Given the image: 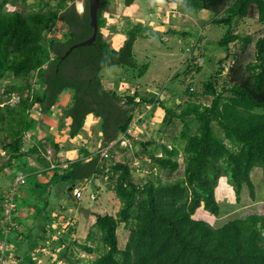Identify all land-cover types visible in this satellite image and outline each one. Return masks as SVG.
<instances>
[{"label":"trees","instance_id":"trees-1","mask_svg":"<svg viewBox=\"0 0 264 264\" xmlns=\"http://www.w3.org/2000/svg\"><path fill=\"white\" fill-rule=\"evenodd\" d=\"M110 1H100L96 39L91 44L77 45L93 32L88 0H85L82 12L77 10L76 0H0V85L3 84L0 149L8 156L0 165V189L6 185L4 169L13 168L16 160L28 179L34 176V181L25 178L24 183L30 182L33 191L47 190V185H60L73 200H77L72 193L78 184L98 176L108 178L109 189L120 201L118 211L115 215L96 213V221L84 244L71 239L69 234L75 228L70 225L66 239L59 237L53 246L57 259L65 263L74 264V253L69 250L73 243L88 254L99 252L89 264H264V212H250L218 227L194 218L201 206L209 213L220 214L216 198L220 177H227L236 201L240 202L244 185H247L250 197H256L252 170L261 167L264 176V30L255 42L250 34L234 30L239 20L249 17L264 25V0H164L183 10L208 11L214 16L211 17L212 23L226 27L224 36L217 42L226 54L218 59L219 68L203 84L202 94L211 97L209 103L195 99L197 93L192 90L193 81L183 90L178 86L162 85L158 93L137 82L146 74L149 64L136 63L134 44L140 35H147L139 32L138 24H130L127 27L130 37L119 49L112 48L105 33L106 29L117 30L107 26L105 11ZM134 3L136 0H124L123 5L130 7ZM9 4L15 9L7 11ZM60 23L63 32L55 35V31L60 30ZM168 31L176 33L173 29ZM179 33L188 35L189 32ZM201 41L200 37L198 43ZM233 43H238L237 51H231ZM252 43L253 52L250 50ZM198 47L185 50L191 54L193 62V65L189 64L190 72L194 68L199 72L204 66L193 53ZM205 60L211 61L212 58L206 57ZM225 63L228 67L226 74ZM111 66L134 70L133 92L130 87H126L123 93L119 92L120 88H112L124 81L123 78H113L112 89L106 87L102 71ZM180 75L181 72H177L174 79ZM5 78L9 79L8 82H4ZM183 81H179L182 86ZM66 89L74 91L73 102L63 108L60 127H68L69 138L73 139L89 119L96 117L97 123L103 119L101 149L121 135L132 136L128 131L137 108L139 113L147 105L159 108L163 111L162 120L169 123L179 118L183 123L180 141L161 145L160 154L150 148L154 142L137 141L140 144L135 154L137 161L157 166L158 170L169 172V177L151 173L147 180H137L134 175L137 169L129 160H113L114 151L111 150L108 157L112 162L106 163L101 152L89 151L86 147L81 148L78 159L67 158L66 168H61L58 166L61 163L58 156L60 142H55L50 135L47 139L52 142L56 153L53 161L42 157L46 143L39 140V143L27 147L25 142L31 129L42 122L43 116L53 113ZM168 92L173 96L165 104ZM183 94L190 98L182 103L177 101L175 105V97L183 98ZM14 97H17L15 101ZM38 107L40 109H36ZM34 109L40 117L35 118ZM66 118L69 120L65 121ZM32 155H37L36 160L44 168L40 173L50 174L44 185L36 181L37 177L40 178V166L29 162ZM179 156L183 157V167ZM53 163L56 167L51 168ZM15 177L16 174L12 173L11 178L14 180ZM3 191H0V240L6 239V243L14 245V250L7 249L6 255L14 252L20 258L16 264H39L34 250L46 246L47 233L58 216L51 213L43 218L41 215L51 203L52 192L50 190L44 198V208L33 215L37 221L41 217L49 223L39 225V235L33 237L29 234L34 232L35 222L30 228L14 215L21 206L23 209L30 206L19 194L13 201L20 206L16 204L18 209L12 211V217L18 225L25 226V231L13 226L7 232L8 224L3 226L8 200ZM29 209L30 215L32 211L36 213L35 208ZM121 224L130 229L124 248L119 246L118 239ZM89 240L98 245H90Z\"/></svg>","mask_w":264,"mask_h":264},{"label":"rangeland","instance_id":"rangeland-1","mask_svg":"<svg viewBox=\"0 0 264 264\" xmlns=\"http://www.w3.org/2000/svg\"><path fill=\"white\" fill-rule=\"evenodd\" d=\"M124 0H111L109 6L107 7V11H105V16L107 18V26L108 27H116V32L106 29L105 33L107 34L108 41L111 42L112 48L119 49L122 42L130 37L127 27L131 25L138 24L140 27L138 30L142 35H147V37H138L134 44V58L138 65L140 64H149V68L146 74L137 82H139L143 87L148 86V89L152 91L159 92V88L162 85L164 87H175L178 86L179 88L185 89L187 84L193 81L192 90L197 93L195 99L197 101H202L205 103H209L211 97L204 96L202 94L203 91V84L206 82L210 76L213 74L214 70L216 71L219 66L217 64L218 59L225 56L226 52L224 48L218 47V40L221 39L225 32V26H218L212 23L211 17L213 16L212 13L208 11H196L193 9L183 10L180 8L179 5L168 3L164 0H137L139 3H134L130 7H124L123 5ZM75 6L77 10H84L85 7V0H76ZM7 11H12L15 9V6H11L10 4L6 6ZM214 17V16H213ZM62 23L59 24L60 30L55 31V35H61ZM175 30L176 33H171L168 30ZM167 30V31H166ZM234 30L239 33L243 34H250L253 36L254 41L262 34L264 30V25L257 21L256 18H245L239 20L235 26ZM180 31L189 32L188 35H183L179 33ZM63 32V31H62ZM164 33V34H163ZM202 38V41L198 43V40ZM197 45L198 49H194L193 53L196 54L197 61L203 64V69L199 72L194 68L192 72H190V65H193V62L190 60V53H187L185 50L189 49L191 46L195 48ZM238 50V43H233L231 45V51ZM250 50L254 51V43L250 45ZM203 55V57H202ZM205 55V56H204ZM212 58L211 61H206L205 58ZM227 63L224 64L225 72L227 73ZM133 69H127L123 66H111L107 67L102 71V75L104 79L106 78L105 85L108 88H111L113 83L111 82L114 79L119 80L123 78L122 82L116 83L113 85L112 88L119 89L121 93L126 90V87H130V90L133 92L135 90L132 80V73ZM177 72H181L180 77L174 79V76ZM194 79V80H193ZM4 82H8V78L4 79ZM183 81V86L179 82ZM223 80V79H222ZM220 79V82H222ZM151 83V84H150ZM115 84V83H114ZM149 84V85H148ZM123 86V88H121ZM3 84L0 85V97L2 96ZM111 88V89H112ZM146 88V90H148ZM182 89V90H183ZM65 93V94H64ZM73 95L74 91L72 89H66L58 99L57 104L53 108V113L49 114H42L45 115L42 117V122L31 129L30 136H28V140H26L25 144L27 147L34 145L38 142V139L44 143H46V151H43L42 157L48 160H54L56 157V153L54 151V146L52 142L47 139V136H51L55 142H60V148L62 147L66 149L69 146V143H75V148L69 147L66 150V154L69 155L68 158L71 157L72 160H76L79 158L81 153V148L86 145V148L91 151L94 148V151L97 152L98 149L101 150V147L95 146L96 144L93 143L94 141L91 140L87 142V133L91 130L97 132L96 134L102 133L101 122L98 121L97 124L92 126V129L86 128L82 129L81 133L76 138H69L71 139L70 142L66 141V138L69 137L68 134V127H60V121L63 118V108L68 105L69 102H73ZM167 98L165 100V104L168 102L170 96L172 97L173 94L168 92L166 94ZM178 96V95H176ZM183 98L175 97L174 104L176 105L177 101L181 103L185 100L189 99V96H185L183 94ZM17 99V97H16ZM14 97V101L16 100ZM194 100V98H193ZM70 103V104H71ZM147 105L143 107L141 113H139L140 109H136V116L134 121L131 125L130 131L132 136L127 141L126 145H115L114 147V154L113 160L118 161H127L129 160L131 166H134L137 171L135 172V177L138 178L137 180H147L148 177L153 174H162L163 176H168L165 171L158 170L157 166H152L150 163L147 162H138L137 158H135V154L138 152L140 148V144L137 143L139 139L142 140H150L157 142L159 145L167 144L171 145L173 142L178 144L181 131L183 130V123L179 118H174L171 123L167 121H163L162 113L163 111L159 110V108L153 109L148 107ZM36 109H40L39 107ZM153 109V110H152ZM180 111V110H179ZM35 118L40 117L39 113L35 111ZM33 112V115H34ZM69 118H66L65 121H68ZM92 123V121H91ZM37 124V123H36ZM47 131L46 133L42 131ZM49 134V135H48ZM175 138L177 140L173 141ZM102 142V141H101ZM104 142V141H103ZM39 143V142H38ZM182 145V143H181ZM102 146V145H101ZM43 150V149H42ZM60 152V151H59ZM66 155V156H67ZM5 157V158H4ZM37 155H32V158H29V162L32 165H39L40 170L42 171L44 168L40 162L36 160ZM7 154L4 150L0 149V165L4 164L7 160ZM111 158V157H110ZM107 158L103 162H112V158ZM182 167L184 166L182 156H179ZM32 159V161H31ZM20 163V161L18 160ZM5 171V180L6 185L2 186L3 192L8 193V188L11 186L13 182L11 178V174L15 173L16 175H24L23 169L19 167L17 160L14 161V167H6ZM169 177V176H168ZM173 177V176H172ZM178 177V175L176 176ZM142 178V179H141ZM251 178L256 188V197L252 199L249 194V189L247 185H244L242 190L241 201L237 202L236 197L234 194V190L232 185L228 182L227 177L222 176L219 179V182L216 186V197L218 203L220 205V214L214 215L209 213L207 210L201 206L197 210V214L195 217L204 219L211 223L214 227L221 226L225 222L238 218V217H245L250 212H264V176L262 173L261 167H255L251 172ZM27 181H34V176L31 175ZM49 180V178H48ZM100 183L98 184V181ZM36 181H40L46 184V180H43V177H37ZM95 184H98L100 190L95 188L94 184L90 182L87 183L85 188L82 187V184H78L76 189L81 191L82 196L80 199L73 200L70 197V193L67 192L65 189L60 192V195L55 189V186H45V189H37L38 191H33L31 189V184H24L22 188L18 191V194L28 201V205L24 209L17 208L19 211L16 213L20 219L29 225L30 228H33L34 222V232L31 231L29 234L33 237L39 235L40 228L39 225H47L49 220L46 218L43 220L41 217L38 219L34 218L33 215L37 214L40 209L44 208V198L46 197L47 193L51 190V203L48 208L43 209L41 215L43 218L46 216L59 215V220H62V226L57 225V223L52 222V229L49 228L48 237L46 239V248L42 251L44 247L39 246L34 252L35 258L38 260L39 264H70L68 262L59 261L57 259V255L53 252L54 243L51 240L52 234L51 231H54L55 235H59L60 237H64L66 239V235L70 231V225L74 226L75 231L70 235L71 239L81 244H84L88 240L89 230L93 228V225L96 221L95 214H105V213H112L114 214L116 206L112 208H108L104 211L101 210V207L98 206V201L100 200V196L103 193H108L109 198L107 200V204L114 199V196L110 193L109 185L104 184V181H101L100 178L92 179ZM97 181V182H96ZM9 184V187H8ZM0 185H1V178H0ZM42 185V186H43ZM51 188V189H50ZM74 190V193L77 190ZM15 191V188H13ZM11 193V191H10ZM67 193V194H66ZM12 194V193H11ZM54 194V195H53ZM9 196H11L9 194ZM116 200V199H115ZM118 203V202H117ZM17 204V203H16ZM106 204V205H107ZM17 206H20L17 204ZM33 207L36 210V213L32 211V214L29 213V208ZM63 207H66L63 209ZM61 215H66V218L61 217ZM199 215H201L199 217ZM65 220V222H64ZM3 223V222H2ZM41 223V224H40ZM65 223V225H64ZM56 224V225H55ZM73 228V227H72ZM23 230V227L20 228ZM51 229V231H50ZM66 233V234H64ZM130 229L121 224L118 229V239H119V246L124 248L129 237ZM42 234L40 235V237ZM51 236V237H50ZM54 240V239H53ZM55 242V240H54ZM90 245L97 246L98 243L94 240L88 241ZM14 245L9 244L8 249L13 250ZM74 253V264H89L92 260H94L99 252H95L93 254H88L87 252L83 251L82 248H79L75 244L70 245V249ZM77 261V259H80ZM20 261L17 255L11 254L9 255L8 259L5 261L4 264H15Z\"/></svg>","mask_w":264,"mask_h":264},{"label":"clouds","instance_id":"clouds-1","mask_svg":"<svg viewBox=\"0 0 264 264\" xmlns=\"http://www.w3.org/2000/svg\"><path fill=\"white\" fill-rule=\"evenodd\" d=\"M136 3H138L137 2V0H136ZM174 4V3H173ZM79 12H80V10H78ZM83 11V10H82ZM81 11V12H82ZM202 11H204V10H202ZM206 12V11H205ZM65 94V93H64ZM61 96V95H60ZM35 110V109H34ZM34 110L32 111V114H33V112H34ZM36 111V110H35ZM38 112V111H37ZM39 113V112H38ZM34 115H35V112H34ZM129 131H130V129H129ZM128 131V133L130 134V135H132L131 134V132H129ZM126 138L125 140H126V143H127V141L129 140V138H131V137H128V136H126V135H121L119 138H118V140H116V141H113V142H111L107 147H105L104 149H101V150H99L98 149V151L99 152H101V154H102V152L106 149V148H109V152L111 151V150H113L114 151V147H115V145H119V144H121V145H123V143L121 142L122 141V139L123 138ZM126 143L124 144V145H126ZM101 148H102V146H101ZM108 152V153H109ZM103 155V154H102ZM109 156V155H108ZM8 157V156H7ZM105 157V156H104ZM5 158V157H4ZM106 158V157H105ZM107 158H109V157H107ZM50 161H53V160H50ZM56 164L55 163H53L52 165H51V168H54V167H56L55 166ZM59 167H61V168H63L62 167V163H60L59 165H58ZM66 166H67V163H66ZM18 177H23V179H24V181L22 182V183H20V184H18V185H16V179L18 178ZM25 178H26V174H24V175H16V177H15V179L13 180V182H12V184H11V187H10V190H9V192L6 194V199H8V200H6V203H5V215H6V217H5V219L3 220V226H5V224H8V227L6 228V230H7V232H8V230H9V227H13V226H17V228L19 229V231H21V232H23V231H25V226L24 225H18L17 224V222L16 221H14V219H13V215H12V211L13 210H15L16 211V209H17V206H16V203H15V201H13L14 199H15V196H16V194L18 195V191L20 190V188L24 185V183H25ZM94 178H100V176H98V177H94ZM221 178V177H220ZM93 179V178H92ZM101 180H103L104 182H106L105 184H107V185H109V180H108V178L106 177V178H101ZM89 181V180H88ZM82 187L83 188H85L86 187V182H84L83 184H82ZM109 187V186H108ZM13 188H15V191H13ZM76 188H78V187H76ZM75 188V189H76ZM73 189V187H70V190H72ZM74 189V190H75ZM74 190H73V193H72V195L73 196H75V198L76 199H80L81 198V196H82V193H81V191H79L78 189H76L77 190V192H80L81 193V195L78 197L77 196V192L76 193H74ZM10 191H11V193H10ZM9 194L11 195V196H9ZM119 200V199H118ZM65 207H63V209H64ZM200 208V207H199ZM204 208V207H203ZM7 210H9V211H7ZM198 210V209H197ZM196 210V211H197ZM18 212V211H17ZM16 212V213H17ZM14 214V215H17V214ZM101 214H103V213H101ZM109 214V213H108ZM113 215V214H112ZM96 216V215H95ZM29 226V225H28ZM23 227V230H21L20 228H22ZM119 229V228H118ZM7 232H6V234H7ZM51 233H53L52 234V238H51V240L53 241V239L54 240H57V241H59V235H55L54 234V231L53 232H51ZM64 234H66V233H64ZM53 243H55L54 241H53ZM9 248V243H6V239H1L0 240V251L2 252V256H1V258H0V260L2 261L1 262V264H4L5 263V261L8 259V257H9V255H11V254H14V255H16L14 252L13 253H11V254H9V255H6V250ZM46 248V246H44V248L42 249V251L44 250ZM37 249V248H36ZM35 249V250H36ZM10 250H12V249H10ZM13 250H14V248H13ZM34 250V251H35ZM35 253V252H34ZM54 254H56V253H54ZM57 255V254H56ZM19 262V261H18ZM13 264V263H12ZM16 264V263H15Z\"/></svg>","mask_w":264,"mask_h":264},{"label":"crops","instance_id":"crops-1","mask_svg":"<svg viewBox=\"0 0 264 264\" xmlns=\"http://www.w3.org/2000/svg\"><path fill=\"white\" fill-rule=\"evenodd\" d=\"M139 4V3H138ZM91 121H92V123H91ZM97 122V118L96 117H93V118H91V119H89L88 121H87V124H86V126H85V128H86V130L85 131H87L88 129H92V126L94 125V124H97L96 123ZM84 128V129H85ZM42 132H44V133H46L45 134V136L47 135V131H42ZM68 132V134H69V130L67 131ZM97 132H95V131H93V130H91L90 132H88L87 133V139L88 140H86L87 142H89V141H91V140H93L94 142L93 143H95L96 145L95 146H98V147H101V145H103V134L101 133V134H96ZM49 135V134H48ZM76 138V137H75ZM70 140L71 139H69V137L68 138H66V141H69L70 142ZM102 141V142H101ZM145 141V140H144ZM147 141V140H146ZM150 141H152V142H154L152 145H151V147L150 148H152L153 149V151L155 152V153H157V154H160L161 152H162V147H161V145H159L157 142H155V141H153L152 139H150ZM38 142H39V139H38ZM75 143H72V142H70L69 143V146L67 147V149H66V146H65V148L64 147H62V149L60 150V152L58 153V156L61 158V163H62V167L63 168H66V160H67V158L69 157V155H67L66 154V150H68V148L69 147H72L73 149L75 148ZM77 146V145H76ZM83 147H86V145L85 146H83ZM82 147V148H83ZM93 150H94V148H93ZM158 150V151H157ZM67 155V156H66ZM73 154H71L70 156H72ZM31 161H32V159H31ZM41 168L39 167V173L40 172H42L41 170H40ZM44 170V169H43ZM40 175V177H43V180L45 179L46 181L48 180V178H49V176H50V174L49 175H45L44 173H40L39 174ZM93 179H95V178H93ZM92 180V179H91ZM91 180H89V181H86V186H87V183H91V184H94L95 185V188H97V190H100V187H98V184H99V182H100V180L98 181V184H95L94 183V181H91ZM101 181H103V180H101ZM97 182V181H96ZM100 183H102V182H100ZM106 182H104V184H105ZM60 185H56L55 187H56V191L59 193V194H56L55 196H58V195H60V192L61 191H63L61 188V186L59 187ZM110 193L114 196V199H112L108 204H107V200H108V198H109V194L108 193H103L101 196H100V200L98 201V206L99 207H101V210H103L102 209V207H106V208H104V211L105 210H107L108 208H112V207H114V205L116 206V209H114L115 211V213L113 214V215H115L116 214V212L118 211V209H119V207H120V201L118 200V198L115 196V194H114V192L113 191H111L110 190ZM54 195V194H53ZM217 198V197H216ZM116 199V200H115ZM118 202V203H117ZM107 204V205H106ZM197 212V211H196ZM108 213V212H107ZM198 213V212H197ZM197 213H195L194 214V218L195 219H201V218H198V217H195V215L197 214ZM110 214V213H109ZM112 214V213H111ZM64 216V218H66V215H63ZM62 215H61V217H63ZM201 215H199V217H200ZM59 217V215L57 216V218H55L56 220H55V223H57V225H59L60 224V226H62L63 224H62V220H59L60 218H58ZM201 220H204V219H201ZM64 222H65V220H64ZM56 225V224H55ZM64 225H65V223H64Z\"/></svg>","mask_w":264,"mask_h":264},{"label":"water","instance_id":"water-1","mask_svg":"<svg viewBox=\"0 0 264 264\" xmlns=\"http://www.w3.org/2000/svg\"><path fill=\"white\" fill-rule=\"evenodd\" d=\"M101 0H88L89 2V14H90V24L93 28L92 35L83 42L78 43L77 45H87L91 44L97 36L98 33V8Z\"/></svg>","mask_w":264,"mask_h":264},{"label":"built area","instance_id":"built-area-1","mask_svg":"<svg viewBox=\"0 0 264 264\" xmlns=\"http://www.w3.org/2000/svg\"><path fill=\"white\" fill-rule=\"evenodd\" d=\"M125 139H126V138L124 137V138L122 139V141H121L123 144L126 143V140H125ZM108 152H109V148H106V149L102 152L103 156L108 157V155H109ZM23 181H24L23 177H18V178L16 179V185L22 183ZM80 195H81V193H80V192H77V196L79 197ZM7 211H9V210H7Z\"/></svg>","mask_w":264,"mask_h":264}]
</instances>
